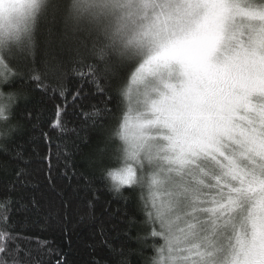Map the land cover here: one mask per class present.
Masks as SVG:
<instances>
[{"label":"snow or ice","instance_id":"6c2138e0","mask_svg":"<svg viewBox=\"0 0 264 264\" xmlns=\"http://www.w3.org/2000/svg\"><path fill=\"white\" fill-rule=\"evenodd\" d=\"M0 127V264H264V0H0Z\"/></svg>","mask_w":264,"mask_h":264},{"label":"trees","instance_id":"16d2710c","mask_svg":"<svg viewBox=\"0 0 264 264\" xmlns=\"http://www.w3.org/2000/svg\"><path fill=\"white\" fill-rule=\"evenodd\" d=\"M7 91V90H6ZM21 107L26 108H36L41 111V122L43 126L46 128V121L51 119L54 116L55 109L53 107L54 102L44 98L40 93H35L28 97L26 100L18 101ZM7 115V112L5 113ZM3 131V128L0 127V132ZM38 135V134H37ZM97 141V137L93 136L92 141L89 143L87 147H83L79 154L74 157V163L78 168H83L85 163V158L89 154V152L94 148ZM32 148H35L36 151L44 154L48 151L47 147L44 145L43 140H37L33 145L29 147V151L31 152ZM55 153V148L53 147V154ZM53 163H55V156H53ZM56 183L63 184L66 181L64 178L59 175V172L53 173ZM37 179L40 182L41 188L45 189L47 186V181L45 180L44 173H39ZM107 194L101 196V201L107 199ZM129 208H132V205H129ZM13 219H17V217L13 216ZM23 220V217L19 218ZM38 218L35 215H32L26 224H21L18 226L17 230H24V234L26 236H39L42 239H47L53 241L52 248L56 251H62L68 254L69 264H82V261L89 259L86 251L85 244L89 242V234L90 230L83 226L77 225V218H74L71 223L68 224V232L69 235L66 236L64 232L61 230L64 225L62 223L58 224L55 219L48 221L47 223L43 222L42 218L40 222L34 223ZM136 232L133 231L132 239L129 240V245L131 247H138L136 241L134 239ZM71 241L69 244L68 241ZM32 247H35L33 245ZM145 255L150 256L151 252H146ZM44 259L47 261L49 259L48 256H45ZM51 264H55V259L51 260ZM133 264H135V259L133 260Z\"/></svg>","mask_w":264,"mask_h":264},{"label":"rangeland","instance_id":"374dc122","mask_svg":"<svg viewBox=\"0 0 264 264\" xmlns=\"http://www.w3.org/2000/svg\"><path fill=\"white\" fill-rule=\"evenodd\" d=\"M136 85L131 86V97H132V102L133 104L135 103V90H136Z\"/></svg>","mask_w":264,"mask_h":264}]
</instances>
